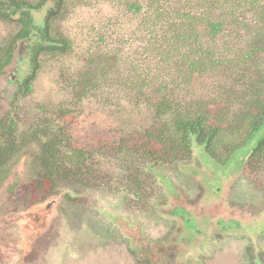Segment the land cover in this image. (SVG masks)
Here are the masks:
<instances>
[{"label": "rangeland", "instance_id": "rangeland-1", "mask_svg": "<svg viewBox=\"0 0 264 264\" xmlns=\"http://www.w3.org/2000/svg\"><path fill=\"white\" fill-rule=\"evenodd\" d=\"M199 1L72 0L51 25L72 48L65 55L39 57L28 94L19 86L31 75V67L18 62L28 47L19 44L12 64L0 75V121H13L17 131L13 140L0 131V142L17 143L40 119L52 118L53 126L61 124L71 134L70 145L60 151L73 145L87 149L90 161L38 187L34 182H42L40 146L31 137H25L30 140L25 144L22 139L23 146L7 164V178L0 180V264H243L242 256L244 264L254 257L264 264V241L255 242L264 237V161L248 166V147L228 164L212 160L196 144L191 154L163 161L134 150L122 156L111 149L118 137L144 133L152 126L148 103L158 91L168 90L188 109L193 102L205 107L212 120L227 118L226 127L237 124L238 112L253 103L257 79L264 76V54L249 59L248 71H240L243 77L224 73L229 67L196 75L187 81V89L194 91L185 99H179L181 89L174 82L183 71L182 56L169 54V61H163L155 55L153 44L162 43L189 54L191 49L178 36L171 38L168 30H161L174 24L182 7H198ZM133 2L151 13L165 5V13L173 14L150 35L141 25L149 18L141 22L128 10ZM199 8L202 15L208 12L206 5ZM216 9L210 14L219 15L222 9ZM241 11L246 31L254 34L255 24ZM32 16L39 23L44 8ZM18 27L0 18V54ZM230 32L234 38L236 32ZM231 51L239 56L234 47ZM95 68L107 72L105 81L97 89H84L97 77ZM142 84L149 95L135 94ZM257 90L264 96V88ZM67 112L68 117L63 115ZM235 132L227 127V134ZM101 140L109 147L103 148ZM176 208L184 210L201 233L194 232L189 240L184 221L172 215ZM228 223L231 230H222Z\"/></svg>", "mask_w": 264, "mask_h": 264}, {"label": "trees", "instance_id": "trees-1", "mask_svg": "<svg viewBox=\"0 0 264 264\" xmlns=\"http://www.w3.org/2000/svg\"><path fill=\"white\" fill-rule=\"evenodd\" d=\"M71 2L72 0H38L35 3L27 0H5V2H0V18L19 26L9 47L2 50L0 73L4 65L12 59L11 51L15 41L28 39L33 33L30 29H36V31L39 29L38 34L41 43L33 45L31 49L29 63L31 75L24 78L19 86L27 94L30 91V80L37 70L39 57L47 54L65 55L72 48V45L67 41L60 39L53 33L51 26L53 21L64 13ZM198 3L200 7L206 5L208 12L202 15L199 6L190 7L185 5L181 8V12L177 14L178 17L173 21L174 24L168 23L167 27L161 30L162 32L168 30L169 35H173L170 36L171 38L175 39L178 36L179 40L183 41L181 43L184 46H189L191 51L188 55H184L182 51L179 53L180 48L176 49L174 47V49L171 45L153 44L155 55L162 57L163 61L164 59L169 61V54L170 57L173 56L174 58L177 55L182 56L180 67L183 71L181 70L182 72L179 73V81H174L176 86L181 89L179 99H185L189 94H193V89L190 91L187 89V81L196 75L201 78L211 71L218 70V72H221L224 68L229 67L231 69L225 70L224 73L243 77L240 71H248V66L251 65L248 63L249 59L264 54V0H200ZM217 6H220L222 10L218 12H221L218 13L219 15H211L210 10H217ZM41 8H44V16L39 23H36L32 11ZM6 10L11 12L8 14L5 12ZM128 10L141 17V22L149 18L141 25L148 27L150 35L157 34L155 31L156 24L165 23L164 20L171 18L173 14L168 13L169 16L165 13L168 10L165 5H160L156 11L151 13L134 2L128 5ZM158 10H161V14L156 13ZM241 10L245 11V15L250 17L252 23L255 24L253 26L255 32L252 35L246 31L248 29L247 23L241 20L239 14V12H242ZM17 13H20L19 20H15L13 17ZM231 30L236 32V41L234 40L236 35L233 38ZM225 31H227L226 34H224ZM208 43L214 45L209 46ZM165 46L167 48H164ZM233 47L234 50L239 52V56L231 51ZM162 49L164 51H161ZM94 71L96 72L94 75L97 77L85 83L86 87L84 89H97L101 82L105 81L106 71L99 68H95ZM243 79L247 80L246 77ZM242 81L237 82L242 83ZM257 81L260 82H256V86L259 87L257 89H263L264 76H259ZM139 86L136 88V95L143 96L144 93L146 96L149 95L146 92L143 93L144 88H147V86L144 87V84ZM257 89H255L251 106L244 107L245 112H238L236 117H239L238 120L240 121L235 125L227 126L231 131L236 130L231 135L226 133L227 127L223 126L227 118H221L220 121L212 120L211 113H208L205 107L196 106L197 104L193 102L189 105L193 107L188 109L181 102L173 100L168 90L158 91L154 95L155 101L148 103L150 109L147 110L154 114L152 126L144 133L129 135V137H118V139H115L113 147L110 148L122 156L126 152L134 150L138 154L144 153L145 156L155 157V159H158L156 161H163L167 157H173L172 159H174L181 154H191L192 145L196 144L203 146L212 160L228 164L234 154L248 147L247 149L250 150L244 159L247 165L254 166L262 163L264 161V96ZM238 98L235 97V99ZM133 104L138 109L140 104H136V102ZM60 111L58 112L60 114L58 118L61 117ZM63 115L68 117V112ZM52 120L54 119H40L39 123L32 125L34 128L19 135L20 140L17 143L5 142L4 144V141L0 142L1 182L7 178L8 162L18 154L19 148L23 146L22 139L24 138V144L30 142L28 139L26 141L25 137H31V142L38 143L40 146L41 155L38 161L39 169L41 168L40 173H42L40 175L42 182H34L38 187L44 183L52 184L54 177L58 174L63 175L65 169L78 168L90 161V152L87 149H80L73 145L69 146L67 151H60L62 145H70L68 139L71 138V134L64 130L66 128H63L61 124L57 123L53 126ZM0 131L9 134L10 136L6 135V137L13 140L11 135L17 130L13 121L3 120L0 121ZM98 143L103 148L109 147L108 141L102 142L101 140ZM218 153H221L223 157L218 156Z\"/></svg>", "mask_w": 264, "mask_h": 264}, {"label": "flooded vegetation", "instance_id": "flooded-vegetation-1", "mask_svg": "<svg viewBox=\"0 0 264 264\" xmlns=\"http://www.w3.org/2000/svg\"><path fill=\"white\" fill-rule=\"evenodd\" d=\"M0 2H2L1 0H0ZM5 2V1H4ZM1 10V9H0ZM12 10H14L13 8H12ZM6 13H10L11 11H9V10H6L5 11ZM15 16V20H19V18H20V13H18V15L17 14H15L14 15ZM31 31H33V33H31V36L28 38V39H30V41H29V45H27L26 44V46L28 47V50H27V54H26V57H21L20 58V60H18V62H20L21 60L22 61H24V62H26L28 65V67H29V63H30V56H31V49H32V47H33V45H36V44H39V43H41V39H40V35L38 34V31H39V29H37V31H36V29H30ZM24 40H26V39H23V40H19V41H15V43H14V45L12 46V51H11V54H12V59H13V55L15 54V50L17 49V48H19L20 46H19V44H21ZM0 57H1V54H0ZM12 59L9 61V63H7V64H5L4 65V67L2 68V70H1V73H0V75L4 72V70H6V68H9V66L12 64ZM19 59V58H18ZM19 64V63H18ZM19 70V67H18V69H17V71ZM7 71V70H6ZM16 74V72L13 70V72H11V79L12 80H14L17 76L15 75ZM2 76V75H1ZM22 81H23V79H22ZM173 214L172 215H174V217H178V218H180V220H181V222H183L184 221V224H185V228H183V231H184V233H186V236H187V238L190 240V239H193L194 238V235H193V233L194 232H197V233H201L199 230H197L196 228H197V226H194L193 224H192V222H190V218H189V216L187 215V213H185L184 212V210H178V208H176V209H174V210H172L171 211ZM217 225H218V222H217ZM231 228H232V225H230V223H228V224H226V225H223V226H221V229L222 230H227V232H229V230H231ZM237 228H239L240 229V226L239 225H237ZM210 233V232H209ZM186 236L185 237H183L184 239H186ZM209 239V238H208ZM207 239H204L203 238V236L201 237V241H202V243H204V241H206ZM263 241H264V237H263V239L262 240H260L259 241V238L257 239V240H255V242L256 243H263ZM193 242V241H192ZM196 242H198V241H196ZM250 244V243H249ZM185 245V244H184ZM193 246V245H192ZM251 247H253V245L251 244ZM192 248V247H191ZM201 249V248H200ZM254 251V250H253ZM242 259V260H241ZM241 259H240V261L244 264V257L242 256L241 257ZM203 261L204 260H202L201 261V264H203ZM245 264H259V262H258V260H257V258L256 257H254L253 259H252V261L250 262V261H248V262H246Z\"/></svg>", "mask_w": 264, "mask_h": 264}, {"label": "water", "instance_id": "water-1", "mask_svg": "<svg viewBox=\"0 0 264 264\" xmlns=\"http://www.w3.org/2000/svg\"><path fill=\"white\" fill-rule=\"evenodd\" d=\"M29 41H30V39H26V40H24V41L22 42V44H27V43H29Z\"/></svg>", "mask_w": 264, "mask_h": 264}, {"label": "bare ground", "instance_id": "bare-ground-1", "mask_svg": "<svg viewBox=\"0 0 264 264\" xmlns=\"http://www.w3.org/2000/svg\"><path fill=\"white\" fill-rule=\"evenodd\" d=\"M263 33V32H262ZM219 148V147H218ZM127 247V246H126Z\"/></svg>", "mask_w": 264, "mask_h": 264}]
</instances>
